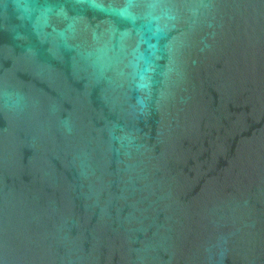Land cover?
<instances>
[{
  "label": "water",
  "instance_id": "95a60500",
  "mask_svg": "<svg viewBox=\"0 0 264 264\" xmlns=\"http://www.w3.org/2000/svg\"><path fill=\"white\" fill-rule=\"evenodd\" d=\"M0 264H264V0H0Z\"/></svg>",
  "mask_w": 264,
  "mask_h": 264
}]
</instances>
